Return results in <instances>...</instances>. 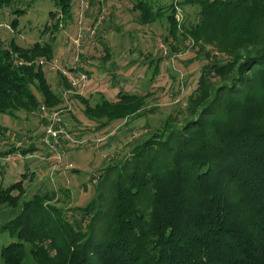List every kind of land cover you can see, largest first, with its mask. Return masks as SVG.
<instances>
[{
  "label": "trees",
  "instance_id": "1",
  "mask_svg": "<svg viewBox=\"0 0 264 264\" xmlns=\"http://www.w3.org/2000/svg\"><path fill=\"white\" fill-rule=\"evenodd\" d=\"M52 1L43 29L51 38L0 43V113L63 103L40 59L54 58L75 9L74 0ZM13 2L0 0V8ZM187 6L196 17H179ZM131 9L143 25L166 21L168 57L193 42L192 91L145 123L136 121L154 112L151 92L120 90L95 104L78 95L98 128L125 119L138 135L93 175L96 191L85 204H63L56 190L27 196L23 178L1 184L0 236L16 239L2 246L0 264H264V0H135ZM10 24L16 30L19 17ZM112 57L107 46L102 63ZM59 74L61 89L72 88ZM9 131L0 123V138ZM34 149L12 142L1 153Z\"/></svg>",
  "mask_w": 264,
  "mask_h": 264
},
{
  "label": "rangeland",
  "instance_id": "2",
  "mask_svg": "<svg viewBox=\"0 0 264 264\" xmlns=\"http://www.w3.org/2000/svg\"><path fill=\"white\" fill-rule=\"evenodd\" d=\"M134 1L101 0V8L96 4L91 7L89 0H74V17L59 32L54 58L40 59L46 64L49 80L62 96L63 103L52 109L42 103L37 112L20 113L18 117L0 113V123L10 129L6 138H0V185L23 178L28 185L27 196L56 190L63 204H85L96 191L97 180L92 179L93 175L111 158L122 157L126 142L136 137L138 131H129L125 119L98 128L99 122L85 115V105L78 95L88 97L90 103L95 104L100 95L114 98L120 90L151 92L146 104L149 109L154 108V112L149 113L148 119L142 117L136 121L145 123L161 120L182 95L192 91L194 73L199 66L187 62L196 52L193 42L179 44L178 50L168 57L171 47L169 41H164L168 34L166 21L141 24L137 11L131 9ZM19 7L24 12L15 11ZM54 9L52 0H14L11 5L0 8V43L9 45L13 38L22 46H30L38 40L45 42L51 37L47 31L43 33V29ZM196 11V7L187 6L185 11L180 9L179 17H196ZM16 17H19V26L14 30L10 23ZM107 46L113 57L102 63ZM158 59L161 61L155 73ZM59 71L72 88L61 89ZM71 75L77 81L83 75L87 78L79 84ZM184 79H190L192 84L183 86ZM55 114L61 118L56 130L62 128L63 131L49 140L47 127ZM12 142L36 145V149L27 154L17 151L4 156L1 152L11 147ZM62 187L68 188L69 197ZM14 239L1 235L0 252L4 244Z\"/></svg>",
  "mask_w": 264,
  "mask_h": 264
},
{
  "label": "built area",
  "instance_id": "3",
  "mask_svg": "<svg viewBox=\"0 0 264 264\" xmlns=\"http://www.w3.org/2000/svg\"><path fill=\"white\" fill-rule=\"evenodd\" d=\"M87 6H88V3H87ZM57 69H59L58 66H57ZM71 78H72L73 80L75 79L74 81H76V82H78V83L80 84L82 81L86 80L87 76H86V75H83L82 77H80V78L78 79V81H77L76 78H75L74 76H72V75H71ZM83 86H84V83H83ZM49 119H50V118H49ZM60 122H61V118H60L59 116H57V114H55L54 116H52V118H51V123H49V124H48V127H47V135H46V137H47L49 140H50L52 137H54V136L57 134L58 131H60V132L63 131L62 128L56 130V127H55V126L59 125Z\"/></svg>",
  "mask_w": 264,
  "mask_h": 264
}]
</instances>
